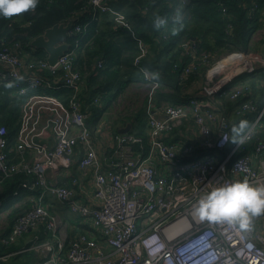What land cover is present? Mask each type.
I'll return each mask as SVG.
<instances>
[{
	"label": "built area",
	"instance_id": "obj_1",
	"mask_svg": "<svg viewBox=\"0 0 264 264\" xmlns=\"http://www.w3.org/2000/svg\"><path fill=\"white\" fill-rule=\"evenodd\" d=\"M109 1L89 0L91 20L98 11H108L114 29L130 30L125 15ZM178 1V8L172 7L173 19L185 3ZM256 7L253 3L251 11ZM82 28L74 21L69 36ZM225 31L231 33L230 23ZM80 37L54 65L46 57L30 59L18 41L2 42L0 82L14 87L24 100L12 142L0 127V187L5 178L22 174L14 194L20 189L35 193L28 195L29 206L17 214L8 233L0 235V243H13L34 230L30 245L18 250L33 251V264H264V214L253 220L250 230L241 231L228 223L202 222L194 212L198 201L221 184L264 183V101L259 106L249 98L233 108L234 120H247L249 127L242 141L231 143L233 120L213 100L235 77L259 70L263 75L258 88L264 94V34L261 53L197 55L194 40L184 42L183 52L193 60L180 77L206 72L201 94L177 104H156L160 70L142 64L149 46L134 36L138 52L133 65L146 90L145 138L115 131L104 116L95 127L87 125L90 113L77 96L82 74L73 62ZM231 55L239 61L215 69ZM100 67L102 60L97 59L95 68ZM59 87L72 90L66 102L43 92ZM246 91L235 86L230 99ZM99 133L108 136L101 152L94 139ZM60 210L85 231L72 234Z\"/></svg>",
	"mask_w": 264,
	"mask_h": 264
},
{
	"label": "trees",
	"instance_id": "obj_2",
	"mask_svg": "<svg viewBox=\"0 0 264 264\" xmlns=\"http://www.w3.org/2000/svg\"><path fill=\"white\" fill-rule=\"evenodd\" d=\"M253 3H256L257 7L251 11ZM108 4L125 15L130 30L114 29L113 14L108 11H98L97 18L91 20L92 7L89 0H40L34 11L10 18L0 17V48L2 42L18 41L27 52L31 51L30 40L56 23L74 18L75 23L83 26L78 34L81 37L73 62L82 74L77 96L82 108L88 109L90 113L86 121L89 127H95L104 113L131 85L141 84V75L133 65L134 56L138 52L135 37L142 39L149 46V52L143 58L142 64L149 69L160 70L161 86L156 96V104L163 101L179 103L183 100L180 95L181 88L199 77L198 70L191 72L186 79L180 77L183 68L193 60L190 53L184 54V42L194 39L197 55L206 51L219 56L232 51L258 53V45L263 44L262 40L258 44L253 40L263 29L264 0H185L177 19L171 17V12L173 6L178 8V0H110ZM222 6L226 8L225 12L221 10ZM158 18H163L165 23L157 26ZM229 23L232 25V31L226 33L225 28ZM78 35L68 37L67 41L71 46ZM262 50L263 46L260 52ZM45 56L43 49H35L29 58L42 60ZM97 59L102 60V67L93 68ZM175 64L178 65L176 68ZM248 75L242 80L237 79L242 74L235 77L213 95V100L227 116L231 115L236 105L249 98L255 100L259 106L263 103L264 94L258 88L261 73L255 71ZM238 84L245 87L247 94L232 101L231 88ZM43 92L52 94L64 102L72 95V90L65 87L44 89ZM94 98L98 99L96 103H92ZM23 99L24 96L15 88L0 83V127L7 130L11 142L19 126L20 101ZM145 113L144 102L134 117L137 123L135 133L143 138L146 137V119H143ZM140 121H144L143 125ZM239 121L240 119H235L230 124L231 143L235 139L232 128ZM131 123L133 128L134 122ZM22 178V174H15L1 181L0 212L8 208L12 210L8 213V229L1 231L0 235L8 233L9 226L17 214L29 206L28 195L35 193L20 189L14 194ZM17 202L22 204V208L13 206ZM82 231L84 232L85 228ZM29 245L28 242L23 247ZM21 248L20 244L0 243V257L6 256L9 264H32L35 258L33 251H18Z\"/></svg>",
	"mask_w": 264,
	"mask_h": 264
},
{
	"label": "clouds",
	"instance_id": "obj_3",
	"mask_svg": "<svg viewBox=\"0 0 264 264\" xmlns=\"http://www.w3.org/2000/svg\"><path fill=\"white\" fill-rule=\"evenodd\" d=\"M40 0H0V17L10 18L27 11H34ZM165 23L158 18L156 25ZM247 120L234 125V142L242 141ZM202 222L212 224L228 223L241 231L250 230L253 220L264 214V183L252 184L248 180H235L212 188L199 201L194 209Z\"/></svg>",
	"mask_w": 264,
	"mask_h": 264
},
{
	"label": "rangeland",
	"instance_id": "obj_4",
	"mask_svg": "<svg viewBox=\"0 0 264 264\" xmlns=\"http://www.w3.org/2000/svg\"><path fill=\"white\" fill-rule=\"evenodd\" d=\"M263 34H264L263 32L259 31L255 35L253 42L258 44V42L262 40ZM258 46L260 49H262L261 45H258ZM260 49L258 50L259 51L258 53H260ZM232 56L233 55H231V57ZM227 58H230V57H227ZM227 58H225L223 60L225 61ZM220 59H221V57H218L217 59H215V61H218ZM219 67H217V68H219ZM200 71H201V73L198 74L199 77L197 79L195 78L191 83H189V85L187 84V86L181 88V91H180L181 96H183V95L187 96V95H192V94H196V95L201 94V91L203 89L202 78L204 77L206 70L203 71V69H202ZM259 73H261L260 76L263 75V72H261L260 70L258 71V74ZM201 75H203V76H201ZM248 76H249L248 73H244V74H242V76L238 77L237 79L242 80ZM235 86H240V85L238 84ZM235 86H233L231 88V90ZM145 94H146L145 86L142 85V83L131 85L126 90V92L121 96V98H118L116 100V102L113 103L112 107L107 112L104 113L103 118L110 120L113 125H115L117 123L121 124V123H123L129 119L127 122H134V125H133V128L131 129V131L135 132L134 128H135V126H137V123H136V120L134 117L138 113L139 109L143 106ZM145 104H146V102H145ZM143 119L145 120V117ZM230 119H232L234 121L233 114L230 115ZM143 122L144 121L141 122L142 125H143ZM13 206L17 207V209L22 208V204H20L19 202L14 203ZM11 210H12L11 208H8V209L0 212V233H1V231H3V229L7 228L8 224H9L8 213ZM54 210L59 211V209H54ZM60 212L64 213V214H62V215H64V218H69V216H68V214H66V212H63L61 210H60ZM262 220H264V216L262 217ZM33 234H34V230L26 232L23 235H21L20 237H18L15 240V242H13V243L22 245V244H24V241H26V240H27V242L31 241ZM0 264H2V262H0Z\"/></svg>",
	"mask_w": 264,
	"mask_h": 264
},
{
	"label": "water",
	"instance_id": "obj_5",
	"mask_svg": "<svg viewBox=\"0 0 264 264\" xmlns=\"http://www.w3.org/2000/svg\"><path fill=\"white\" fill-rule=\"evenodd\" d=\"M74 21V18H70L66 22L56 23L46 28L43 33L33 37L29 45L35 49H43L46 53L47 62L54 65L58 57L69 48V43L67 41L69 37L68 32L71 30ZM131 128L132 123L127 122L117 131L124 133L130 131Z\"/></svg>",
	"mask_w": 264,
	"mask_h": 264
},
{
	"label": "crops",
	"instance_id": "obj_6",
	"mask_svg": "<svg viewBox=\"0 0 264 264\" xmlns=\"http://www.w3.org/2000/svg\"><path fill=\"white\" fill-rule=\"evenodd\" d=\"M263 13H264V10H263ZM261 46H263V45H261ZM33 50H35V48H33V47H31V51L30 52H27L26 51V54H28V56L30 57V53L33 51ZM261 53V52H260ZM95 64H96V61H95V63H94V65H93V68H95ZM0 83H4V82H0ZM11 86V85H10ZM14 88V87H13ZM188 94V93H187ZM188 96V95H187ZM187 96H182L183 97V100L182 101H180L179 103H182V102H185L186 101V97ZM24 100V99H23ZM23 100L22 101H20V107H21V103L23 102ZM145 102V101H144ZM146 114V113H145ZM19 119H20V117H19ZM146 119V118H145ZM127 123V120H126V122H123V123H121V124H119V123H117V124H115V125H113L112 123H111V125H112V129H114V130H118L119 128H121V127H123L125 124ZM132 129V128H131ZM146 129V122H145V126H144V130ZM116 130V131H117ZM118 132V131H117ZM128 132H132L131 130L130 131H128ZM95 146H96V150L98 151V152H101L102 151V149L105 147V145H106V143H107V140H108V136L107 135H105V134H97L96 136H95ZM57 211V210H56ZM63 212H66V214H68V216H69V218H65L68 222H69V224H70V232L73 234V233H76L78 230L80 231V230H84V228H86V227H84V226H81V225H79L78 224V222H77V219H74V218H72L71 217V215L69 214V213H67V211H65V210H62ZM62 213V212H61ZM62 214H64V213H62ZM63 217H64V215H63ZM84 227V228H83ZM6 229H8V226H7V228H5V229H3V231L2 232H4ZM26 242H27V240L26 241H24V244H22L21 245V247H23L25 244H26ZM29 242V241H28ZM27 242V243H28ZM34 253V252H33ZM35 255V254H34ZM0 259H2V262L4 263V264H9V262L7 261V257H0ZM35 259L36 258H34V260L33 261H35ZM33 264V263H32Z\"/></svg>",
	"mask_w": 264,
	"mask_h": 264
},
{
	"label": "bare ground",
	"instance_id": "obj_7",
	"mask_svg": "<svg viewBox=\"0 0 264 264\" xmlns=\"http://www.w3.org/2000/svg\"><path fill=\"white\" fill-rule=\"evenodd\" d=\"M237 55H233L232 57L230 58H227L225 61L224 60H221L220 62L217 63V66H216V70H219V69H227L226 67L227 66H231L232 65V62H236V61H239L238 59H236ZM220 66V67H219ZM219 67V68H217Z\"/></svg>",
	"mask_w": 264,
	"mask_h": 264
}]
</instances>
